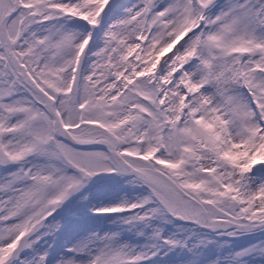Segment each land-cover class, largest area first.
Returning <instances> with one entry per match:
<instances>
[{"label": "rangeland", "instance_id": "1", "mask_svg": "<svg viewBox=\"0 0 264 264\" xmlns=\"http://www.w3.org/2000/svg\"><path fill=\"white\" fill-rule=\"evenodd\" d=\"M16 2V14L0 24V149L8 158L0 166V264L24 236L28 251L10 264H264V228L234 237L178 224L164 213L160 192L114 168L104 150L60 140L3 47L51 96L74 139H105L134 168L154 170L214 208L212 219L259 220L264 0ZM5 6L9 0H0V19ZM123 30L135 59L115 45ZM185 33L190 44L179 53L194 61L185 59L179 72L171 51ZM189 68L209 85V102L197 100Z\"/></svg>", "mask_w": 264, "mask_h": 264}, {"label": "water", "instance_id": "2", "mask_svg": "<svg viewBox=\"0 0 264 264\" xmlns=\"http://www.w3.org/2000/svg\"><path fill=\"white\" fill-rule=\"evenodd\" d=\"M11 4V8L1 17L0 24L2 25L3 22L14 16L19 9V4L16 0H9ZM88 44L83 48L81 54L78 58V63L76 65V69L74 71V75L68 90V97L67 101L70 105H74L77 98L78 92V82H79V74L81 71V66L84 60L85 53L87 51ZM3 47L5 52L7 53V58L18 78L28 87V89L38 96H40L43 100V104L39 102L49 115L51 116V127L53 133L63 142L71 145L74 148L81 149L86 147H95L104 150L107 152L113 161L118 165V167L125 168L126 172L135 178L137 181L153 188L154 190L160 192V194L168 201L179 205L185 206L195 209L194 219L190 220L188 218H182L178 214H173L168 212L170 218L182 225H190L198 228L203 232H207L210 234L215 233H225L228 231H234L237 233L235 237H238V233H249L254 231H261L264 228V218L259 220H247L244 216L239 218V221H233L229 219H208L207 214L201 204L200 201L189 195L188 193L182 191L181 189H173L166 187L162 183L154 180L153 178L149 177L145 174L141 169L134 168L127 162H125L121 156L116 152L112 144L108 141H99V140H88V141H79L74 139L72 136L68 134V131L65 127L61 124L60 120L58 119L57 115L53 109V101L52 99L48 100V94L45 90L40 88L35 81L29 76L28 72L24 68V65L9 52L8 44L3 42ZM52 139L50 142L52 143ZM8 163V158L6 155L0 150V166H4ZM256 168L260 167V163L255 164ZM89 176L87 173L83 175V180H88ZM27 237H21L19 239L18 244L16 245L15 249L13 250L12 255L8 258L6 264H10L12 261L17 260L19 257L24 255L28 251L27 245Z\"/></svg>", "mask_w": 264, "mask_h": 264}, {"label": "bare ground", "instance_id": "3", "mask_svg": "<svg viewBox=\"0 0 264 264\" xmlns=\"http://www.w3.org/2000/svg\"><path fill=\"white\" fill-rule=\"evenodd\" d=\"M8 9V6H5L4 7V11H7ZM131 10V9H130ZM126 13H129V8L125 10ZM132 13V12H130ZM191 36V33H185L181 39H179V41H177L176 45L174 46V49L171 51V54L175 57V58H178V71L180 72L182 70V67H183V64L185 62V59H187L189 62L190 61H194V57H193V54L191 52H181L179 53V48L181 47H184V46H187L190 44V41H189V37ZM130 40V32L129 30H126V31H122V34H119V32H117V35L115 36V45H117L118 47L117 48H123L125 49L126 51V54H125V57L128 58V57H131L133 59H135L136 57H138V54L137 53H133L131 55V53L134 51L132 50L131 52L127 50L128 46L130 45V43H132ZM9 52L15 56V58L17 60H19V58L16 56V54L13 52V49L12 47H9ZM5 54L7 55V53L5 52ZM90 54V53H89ZM99 59V50L95 52V54H93V56L91 57V61L95 60V59ZM24 65V67L26 68V65L24 63H22ZM185 77L191 81V84L193 86H199V91L196 93V98L197 100H199L200 102H205V101H210V97H209V91L207 90L209 87V85L205 84L203 82V87L201 86V83L200 81H203V80H199V72L197 71V69H192V68H189L187 69V73H185ZM89 78L90 76H87L85 77V82L87 80V82L89 81ZM185 92V91H184ZM183 92V96L184 95H187L188 94L185 92ZM198 94V95H197ZM49 95V94H48ZM34 96L36 97V99L38 100V102H42V98L36 94H34ZM186 96V97H187ZM51 99V96L49 95L48 96V100ZM101 140H104L106 141L105 139H101ZM108 158L110 159V161L113 163V167L116 168V165L114 164V162L111 160V158L108 156ZM120 169L127 173L125 168H122L120 167ZM145 174H147L149 177L153 178L154 180L162 183L163 185H165L166 187H169V188H173V189H179V187L177 186V184L171 180V179H168L166 177H164L162 174L154 171V170H151V169H147V168H140ZM155 196L157 197V199L160 201V203L163 205V207L165 208V210L167 212H170V213H173V214H183V215H186V218H190L192 216H194V214L196 213L195 212V209L194 208H190V207H184V206H178V205H173V204H170L160 193H155ZM206 214H207V217L208 219H212L213 217L216 216L217 214V211L208 206V205H205L203 203H201Z\"/></svg>", "mask_w": 264, "mask_h": 264}, {"label": "trees", "instance_id": "4", "mask_svg": "<svg viewBox=\"0 0 264 264\" xmlns=\"http://www.w3.org/2000/svg\"><path fill=\"white\" fill-rule=\"evenodd\" d=\"M95 128H96V127H95ZM98 133H100V131H99V130H98ZM164 213H166V212L164 211ZM166 214H167V213H166ZM167 215H168V214H167ZM223 237H225V238H226L227 236H223Z\"/></svg>", "mask_w": 264, "mask_h": 264}]
</instances>
